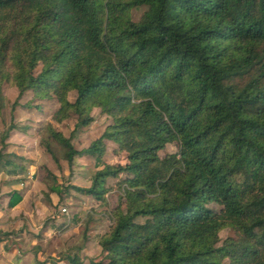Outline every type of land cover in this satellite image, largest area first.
Wrapping results in <instances>:
<instances>
[{"label": "trees", "instance_id": "16d2710c", "mask_svg": "<svg viewBox=\"0 0 264 264\" xmlns=\"http://www.w3.org/2000/svg\"><path fill=\"white\" fill-rule=\"evenodd\" d=\"M4 84L56 100L57 124L88 128L96 109L112 119L84 150L46 126L70 167L99 168L76 190L103 203L118 180L92 264H264V0H0ZM28 130L11 125L3 150ZM107 142L126 165L105 161ZM23 161L0 153V174Z\"/></svg>", "mask_w": 264, "mask_h": 264}, {"label": "rangeland", "instance_id": "374dc122", "mask_svg": "<svg viewBox=\"0 0 264 264\" xmlns=\"http://www.w3.org/2000/svg\"><path fill=\"white\" fill-rule=\"evenodd\" d=\"M144 11H134L136 21ZM76 97L75 92L70 94L71 101ZM58 108L56 100L40 101L33 92L19 98L15 87L4 84L0 89V153L23 157L25 161L20 163L26 167L24 173L0 174V264H71L69 257H78L84 264L102 261L98 241L111 227L110 212L121 203L118 180L109 181L112 190L106 202L80 193L74 186H91L99 169L95 160L76 159L70 167L62 147L48 138L46 126L52 123L57 131L72 138L76 149L84 150L104 134L112 119L96 109L95 122L88 128H77L76 117L57 124L53 116ZM11 125L29 130L27 134L14 131L3 150L2 138ZM47 141H51L55 157L44 145ZM107 145L105 161L126 165L127 154L118 153L113 142ZM178 150L177 145H168L160 156ZM52 187L59 188L62 195L52 192ZM17 197L20 200L13 204ZM63 208L67 213L61 211ZM233 236L231 229L220 233L222 242Z\"/></svg>", "mask_w": 264, "mask_h": 264}, {"label": "built area", "instance_id": "2783aa9c", "mask_svg": "<svg viewBox=\"0 0 264 264\" xmlns=\"http://www.w3.org/2000/svg\"><path fill=\"white\" fill-rule=\"evenodd\" d=\"M61 211H62L63 213H67V209H66V208L61 209Z\"/></svg>", "mask_w": 264, "mask_h": 264}]
</instances>
